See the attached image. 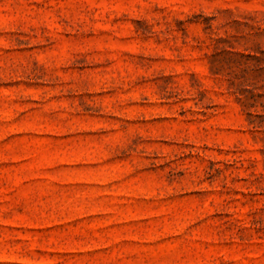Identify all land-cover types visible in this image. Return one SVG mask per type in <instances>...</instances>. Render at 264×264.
Instances as JSON below:
<instances>
[{
    "label": "rangeland",
    "instance_id": "374dc122",
    "mask_svg": "<svg viewBox=\"0 0 264 264\" xmlns=\"http://www.w3.org/2000/svg\"><path fill=\"white\" fill-rule=\"evenodd\" d=\"M0 264H264V0H0Z\"/></svg>",
    "mask_w": 264,
    "mask_h": 264
}]
</instances>
